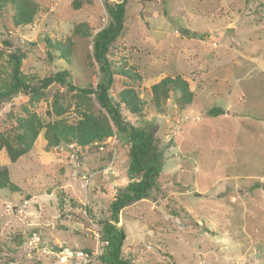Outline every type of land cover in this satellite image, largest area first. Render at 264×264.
Returning a JSON list of instances; mask_svg holds the SVG:
<instances>
[{"label":"rangeland","instance_id":"374dc122","mask_svg":"<svg viewBox=\"0 0 264 264\" xmlns=\"http://www.w3.org/2000/svg\"><path fill=\"white\" fill-rule=\"evenodd\" d=\"M34 1L39 12L29 25L15 26L10 6L0 12V50L6 58L23 50L28 78L67 69L72 84L95 87L92 39L73 28H103L106 0ZM126 7L113 58L142 80L117 76L110 95L126 120L154 131L163 167L153 199L120 212L123 256L132 264H264V1L128 0ZM45 37L70 38L71 62L49 58ZM180 74L191 79L190 107L181 108L173 92L157 108L152 86ZM127 87L145 101L138 114L119 102ZM56 96L65 116H77L73 93L54 83L38 101L18 95L4 104L0 131L13 126L10 112L25 115V108L53 121ZM213 108L224 114L210 116ZM128 165L129 145L114 138L86 150L48 149L43 129L33 149L8 164L18 189H0V264H101L97 221L110 219L119 188L130 182Z\"/></svg>","mask_w":264,"mask_h":264},{"label":"trees","instance_id":"16d2710c","mask_svg":"<svg viewBox=\"0 0 264 264\" xmlns=\"http://www.w3.org/2000/svg\"><path fill=\"white\" fill-rule=\"evenodd\" d=\"M127 1H105L109 21L95 34L86 22L78 23L73 28V35L92 39V55L100 74V81L95 87H79L72 84L67 80L70 77V71L67 69L45 78L34 75L28 78L22 71L25 52L19 48L10 52L6 58L5 52L0 50V108L18 95L28 97L31 102L38 101L45 90L54 83L66 84L77 101V116L69 117L64 115L66 108L60 97L56 96L50 113H54L57 118L50 122H46L36 111L27 108L25 115L15 116L12 112L8 114V118L14 122L11 128L0 131V158L2 162L5 161L0 166V189H18L11 182L8 164H14L32 150L43 129L48 149L63 146L69 150H86L94 144H106L113 138L129 145L130 182L119 188L118 195L111 205L110 219L97 221L104 243L103 252L99 256L101 264H132L123 256L126 233L123 228L117 226L120 222V212L137 201L153 199L154 188L157 187L163 167L162 155L158 150L159 140L154 131L145 126L138 127L126 120L110 95L117 76L133 82L142 80L139 72L125 63V60L119 64L113 58L114 42L125 28ZM8 6L14 11L12 19L15 26L33 23L39 12V5L34 0H0V12ZM183 32L189 37L201 39V36L190 33L189 30ZM44 41L49 58L53 59V54H57L60 59L71 62L74 43L70 38L62 41L45 37ZM4 43L10 45L7 41ZM190 86L191 79L186 74L167 76L152 86V101L159 108L174 92L180 96L178 105L181 108H189L194 96ZM119 97V102L131 113L138 114L142 111L145 101L134 88L127 87L122 90ZM94 102L99 108H96ZM208 113L210 116H219L224 114V110L213 108ZM88 213L91 219L95 218L91 208ZM17 238L16 243L22 244L23 240Z\"/></svg>","mask_w":264,"mask_h":264},{"label":"built area","instance_id":"2783aa9c","mask_svg":"<svg viewBox=\"0 0 264 264\" xmlns=\"http://www.w3.org/2000/svg\"><path fill=\"white\" fill-rule=\"evenodd\" d=\"M112 166H113V164H111V163H110V167H109V170H110V168H111Z\"/></svg>","mask_w":264,"mask_h":264},{"label":"water","instance_id":"95a60500","mask_svg":"<svg viewBox=\"0 0 264 264\" xmlns=\"http://www.w3.org/2000/svg\"><path fill=\"white\" fill-rule=\"evenodd\" d=\"M55 250H56V248H55ZM57 250L59 251V248H57Z\"/></svg>","mask_w":264,"mask_h":264}]
</instances>
